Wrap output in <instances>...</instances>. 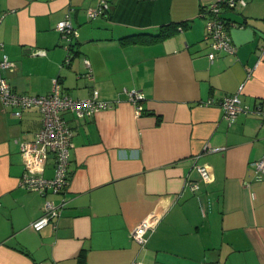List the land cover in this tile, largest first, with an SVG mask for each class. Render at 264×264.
Instances as JSON below:
<instances>
[{
	"label": "crops",
	"instance_id": "crops-1",
	"mask_svg": "<svg viewBox=\"0 0 264 264\" xmlns=\"http://www.w3.org/2000/svg\"><path fill=\"white\" fill-rule=\"evenodd\" d=\"M101 1L107 12L88 19ZM211 2L0 0V60L6 55L14 65L2 75L13 91L48 95L57 80L72 98L97 90L110 105L84 119L64 114L70 183L43 196L19 185L18 145L34 140L42 117L25 110L17 118L0 102V264H264V174L256 181L253 173L264 154V114L252 112L264 111V0L224 12L237 25L227 24L236 53L212 63L200 16ZM66 14L79 34L69 51L56 30ZM174 25L158 42L121 41ZM84 59L92 80L83 77ZM240 85L241 105L251 112L227 121L219 106L203 105ZM124 89L143 93L141 116ZM196 166L210 170L208 183ZM53 174L50 154L41 175ZM62 199L56 228H29L46 200ZM150 215L158 222L140 247L129 232Z\"/></svg>",
	"mask_w": 264,
	"mask_h": 264
},
{
	"label": "built area",
	"instance_id": "built-area-1",
	"mask_svg": "<svg viewBox=\"0 0 264 264\" xmlns=\"http://www.w3.org/2000/svg\"><path fill=\"white\" fill-rule=\"evenodd\" d=\"M244 6H246L245 0H212L206 9L201 11L200 16L205 19L203 39L209 43L207 58L210 63L215 61L220 54L234 55L236 53V47L232 44L227 33V24L237 25L227 23L223 18V14L225 11H233ZM108 8V4L101 1L96 7L87 10V17L88 19L101 17L107 12ZM56 30L61 38L69 42L64 47L65 50L69 51L71 41L79 36L70 22L69 14H66L57 23ZM68 61L69 57L67 56L65 62ZM83 63L87 69L83 77L92 80L88 60L84 59ZM13 69V63L8 60L6 55H3L0 60V102L5 107L13 108L14 115L17 118H20L25 110H36L42 117L41 129L36 133L34 140L32 142H18L20 155L24 163V174L19 180V185L26 190L35 191L43 196L46 194L60 195L67 190L70 183L68 166L72 132L64 118V114L71 113L78 119H84L93 116L100 110L109 108L110 105L101 100L97 90H93L88 97L83 99L72 98L61 90L57 80H53L52 89L48 95L18 94L12 90L2 75V72L13 71ZM242 90L243 85H240L237 93L223 96L218 100L210 98L203 102V105L219 106L223 112V118L231 121L241 113L251 112V110L241 105L239 94ZM123 92L133 106L135 116H141L144 111L141 105L145 99L143 93L138 90L126 89ZM252 112L264 114L260 107L255 108ZM204 151L213 152L217 149L205 147ZM50 154L54 157V174L52 178H45L41 175V172ZM196 169L202 182L208 183L211 180V172L207 167L196 166ZM253 173L256 181H259L260 176L264 174V154L254 163ZM185 187L191 192H197L200 188L198 183L189 181L185 183ZM66 205L67 201L65 199H62L59 204L46 200L42 205L41 215L29 224V228L34 232L41 231L49 224L56 228L57 220ZM157 222L158 217L156 215L146 217L129 232V238L140 247H144ZM131 264L141 263L134 260Z\"/></svg>",
	"mask_w": 264,
	"mask_h": 264
},
{
	"label": "trees",
	"instance_id": "trees-1",
	"mask_svg": "<svg viewBox=\"0 0 264 264\" xmlns=\"http://www.w3.org/2000/svg\"><path fill=\"white\" fill-rule=\"evenodd\" d=\"M176 26L177 25L161 27V29L158 31L157 34L148 35L141 33V34L125 37L121 39V41L123 44H148V43L158 42L174 34L175 31L177 30Z\"/></svg>",
	"mask_w": 264,
	"mask_h": 264
}]
</instances>
